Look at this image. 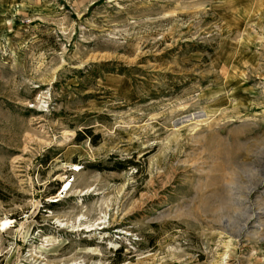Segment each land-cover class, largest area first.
Wrapping results in <instances>:
<instances>
[{
	"label": "rangeland",
	"instance_id": "1",
	"mask_svg": "<svg viewBox=\"0 0 264 264\" xmlns=\"http://www.w3.org/2000/svg\"><path fill=\"white\" fill-rule=\"evenodd\" d=\"M120 247L264 264V0H0V264Z\"/></svg>",
	"mask_w": 264,
	"mask_h": 264
},
{
	"label": "trees",
	"instance_id": "2",
	"mask_svg": "<svg viewBox=\"0 0 264 264\" xmlns=\"http://www.w3.org/2000/svg\"><path fill=\"white\" fill-rule=\"evenodd\" d=\"M86 132H90L89 130L88 131H86ZM130 162H132V161H130ZM133 164V163H132ZM122 253V248L120 247L118 250H117V258L118 259H116V261H115V263H120V262H122L123 260H122V257L120 256V254Z\"/></svg>",
	"mask_w": 264,
	"mask_h": 264
}]
</instances>
